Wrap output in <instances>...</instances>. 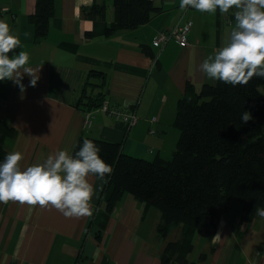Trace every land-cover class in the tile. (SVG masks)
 <instances>
[{
    "label": "crops",
    "instance_id": "0c3cea01",
    "mask_svg": "<svg viewBox=\"0 0 264 264\" xmlns=\"http://www.w3.org/2000/svg\"><path fill=\"white\" fill-rule=\"evenodd\" d=\"M151 1L160 10L150 21L106 35V26L115 20L113 0H53L46 36L36 40L29 19L36 0H0V20L20 40L14 55L27 51L28 66L40 68L36 87H27L29 77L24 76V93L11 81L0 82V119L14 131L3 147L23 154L22 167L60 149L72 153L81 135L121 144L123 153L135 158L172 156L179 136L173 124L177 102L188 85L217 82L207 79L199 66L223 45L226 31L235 23V8L209 14L181 11L180 0ZM94 5L104 6L103 19L82 14V8ZM188 21L186 47L175 40L162 47L152 44L159 31ZM93 70L102 74L90 81L103 86L84 87ZM84 89L94 95L103 90L111 104L133 109L136 124L127 129L95 111L90 127H85L84 105L79 102ZM86 179L94 189L89 217L65 218L50 204L41 208L0 203V264H161L165 244L176 240L180 231L161 237L159 210L130 194L116 204L100 229L105 182L92 174ZM197 238L190 260L213 248L205 264H264V218L244 222L241 205L234 200L221 214L211 241Z\"/></svg>",
    "mask_w": 264,
    "mask_h": 264
},
{
    "label": "trees",
    "instance_id": "16d2710c",
    "mask_svg": "<svg viewBox=\"0 0 264 264\" xmlns=\"http://www.w3.org/2000/svg\"><path fill=\"white\" fill-rule=\"evenodd\" d=\"M113 6L115 20L106 26V35L143 25L160 10L151 0H113ZM81 11L87 18L95 14L101 19L105 12L104 6L97 5ZM52 12L53 0H36L29 18L36 40L46 36ZM98 74L102 73L90 71L83 86H103L90 81ZM81 93L79 102L85 112L106 100L100 89L95 95L86 94L85 89ZM244 111L252 116L246 124L241 121ZM173 124L179 137L169 159L135 158L124 154L121 144L85 135L80 136L72 154L88 139L99 147L100 158L112 166L111 175L104 179L100 229L116 204L130 194L159 210L157 233L161 237L180 231L176 240L165 244L161 264H205L213 248L197 260L188 257L195 237L210 242L232 200L241 205V218L247 223L259 216L257 207L264 209V79L254 77L237 87L219 81L198 88L188 85L177 102ZM13 135V129L0 119V160L8 153L3 147L5 139Z\"/></svg>",
    "mask_w": 264,
    "mask_h": 264
},
{
    "label": "clouds",
    "instance_id": "9594fccd",
    "mask_svg": "<svg viewBox=\"0 0 264 264\" xmlns=\"http://www.w3.org/2000/svg\"><path fill=\"white\" fill-rule=\"evenodd\" d=\"M189 7L209 14L217 9L227 14L235 8V23L226 31L223 45L199 66L207 79L233 87L247 85L254 77L264 79V0H180L181 11ZM20 46L19 37L10 25L0 20V82L11 81L24 93V76L29 77L27 87L34 88L40 79V68L28 66L30 54L27 51L9 55ZM251 119V113L244 111L242 123ZM99 152L95 143L85 139L74 155L67 148L60 149L27 167L21 166L24 159L21 152L7 153L0 160V203L15 201L39 204L41 208L50 204L65 218L91 216L94 189L86 178L92 174L104 180L113 171ZM255 211L264 218V209L257 207ZM216 238H220L219 234Z\"/></svg>",
    "mask_w": 264,
    "mask_h": 264
},
{
    "label": "built area",
    "instance_id": "2783aa9c",
    "mask_svg": "<svg viewBox=\"0 0 264 264\" xmlns=\"http://www.w3.org/2000/svg\"><path fill=\"white\" fill-rule=\"evenodd\" d=\"M190 29L191 22L188 21L183 24H177L169 31L161 30L153 38L152 44L154 46L162 47L170 40H175L181 47H186L188 45L187 37ZM95 111L105 112L113 120L122 122L127 127V129L134 126L138 119L133 109L124 106H116L111 104L108 100H105L97 109L84 112L85 127H90ZM154 120L155 119H152V121ZM151 132L153 133V131Z\"/></svg>",
    "mask_w": 264,
    "mask_h": 264
},
{
    "label": "rangeland",
    "instance_id": "374dc122",
    "mask_svg": "<svg viewBox=\"0 0 264 264\" xmlns=\"http://www.w3.org/2000/svg\"><path fill=\"white\" fill-rule=\"evenodd\" d=\"M179 137V136H178ZM178 140V138H176ZM175 139V144L177 142V140ZM175 149V148H174ZM172 154V153H171ZM170 156V155H169ZM235 201V200H234ZM237 202V201H236ZM238 203V202H237ZM175 233V230H172L169 234V237H172ZM195 253V254H194ZM192 254V257H194V255H196V251Z\"/></svg>",
    "mask_w": 264,
    "mask_h": 264
}]
</instances>
